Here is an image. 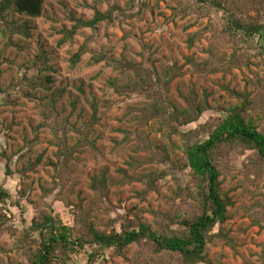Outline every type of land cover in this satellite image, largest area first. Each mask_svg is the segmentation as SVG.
I'll list each match as a JSON object with an SVG mask.
<instances>
[{
    "label": "rangeland",
    "instance_id": "374dc122",
    "mask_svg": "<svg viewBox=\"0 0 264 264\" xmlns=\"http://www.w3.org/2000/svg\"><path fill=\"white\" fill-rule=\"evenodd\" d=\"M98 14L106 18L84 25ZM229 19L242 28L264 25V0H46L38 19L5 16L0 184L14 204L0 201V264H31L29 248L39 237L30 227L41 213L58 215L77 236L91 224L106 235L141 226L185 233L175 219L191 218L200 205L184 152L196 140L186 135L198 131L203 143L231 109L245 107L244 117L264 135L263 43L229 30ZM127 64L142 66L155 87L121 91L139 81ZM47 76L48 89L41 84ZM154 101L163 116L153 112ZM200 104L207 109L194 124L171 117ZM27 147L31 153L20 158ZM61 154L71 158L58 174ZM216 156L232 206L215 229L222 237L210 235L203 264H264V162L242 147L222 146ZM8 159L12 178L5 175ZM80 252L53 264H185L145 238Z\"/></svg>",
    "mask_w": 264,
    "mask_h": 264
},
{
    "label": "trees",
    "instance_id": "16d2710c",
    "mask_svg": "<svg viewBox=\"0 0 264 264\" xmlns=\"http://www.w3.org/2000/svg\"><path fill=\"white\" fill-rule=\"evenodd\" d=\"M46 0H0V26L5 20V16L19 15L30 19H38L42 16V8ZM200 3H207V0H196ZM217 8H222L219 3L214 4ZM106 16L98 14L95 19L84 25L90 27L102 22ZM229 30L243 31L249 37L255 36L263 43L264 48V25L243 27L232 19L228 20ZM1 30V28H0ZM80 55H75L72 67H75ZM104 57H94V63L98 64ZM93 64V63H92ZM126 70L132 69L136 71V78L139 80L137 84L123 86L120 90L125 93H132L133 88H139L142 91L155 87L154 81L146 70L140 67L127 64ZM146 72L147 74H144ZM167 76V73H165ZM173 78L169 79L172 80ZM161 79H157L160 83ZM42 86L48 89L53 84L51 76L45 77L41 82ZM140 90V91H141ZM0 93H2L0 89ZM159 101H154L151 106L153 112L158 116H163L165 110L159 104ZM205 104V103H204ZM247 105V103H246ZM246 108V107H245ZM242 109L233 108L222 118L221 124L210 135L209 139L203 143L199 142V133L194 131L186 135V140L194 136L196 142L193 145H187L184 148L186 164L193 172L194 177L198 180V195L200 205L191 218L186 217L184 213L181 217L175 219L176 223H181L185 228V233H172L170 235H163L151 231L146 226H141L138 231L131 232L123 231L121 233H112L106 235L96 231L91 224L87 231L81 236H77L74 230L64 225L58 215L41 213L33 218L31 222L30 232L37 234L39 237L38 246L36 248H29L28 258H32L31 264H53L57 256L80 254V250H84L88 246H99L107 248H126L134 243H138L142 238L153 241L160 249H165L171 252L182 255L185 264H203L206 260V246L212 240L210 235L214 237H222V233H215V229L224 224L228 220L227 208L232 206V202L227 195L222 194L221 191V171L218 169L216 150L222 146L228 147H242L250 152H255L259 159L264 162V135L258 132L250 119L244 117ZM206 106L200 104L195 110L179 111L174 109L171 117L180 122L182 126H187L197 122L205 113ZM53 111V108H52ZM174 130V129H173ZM175 131V130H174ZM31 147L22 150L27 156L31 153ZM2 158L6 156L1 153ZM63 158V160L61 159ZM59 164L56 165L58 174L62 165H66L71 155L61 154ZM40 164V160L34 163V166ZM13 159H8L6 162L5 175L9 178L14 177L15 168L12 167ZM25 189V188H24ZM25 192H21L22 196H26ZM11 195L7 192L3 185L0 184V201L10 205L14 204ZM15 204L20 207L19 202ZM15 205V206H16ZM4 220V219H2ZM29 235V233L27 234ZM29 238V236H26ZM37 244V242H36Z\"/></svg>",
    "mask_w": 264,
    "mask_h": 264
}]
</instances>
